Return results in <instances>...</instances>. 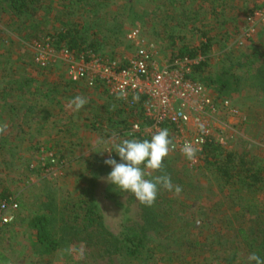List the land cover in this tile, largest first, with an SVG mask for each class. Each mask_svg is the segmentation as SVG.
Listing matches in <instances>:
<instances>
[{
    "label": "rangeland",
    "instance_id": "obj_1",
    "mask_svg": "<svg viewBox=\"0 0 264 264\" xmlns=\"http://www.w3.org/2000/svg\"><path fill=\"white\" fill-rule=\"evenodd\" d=\"M181 1V4L186 1L187 11L193 15L187 27L177 28L183 38L178 40V44L183 41L198 43L203 31L217 39L214 51L209 54L207 70L202 75L210 78L195 81L203 86L200 100H209L217 108V111H209L203 116L211 124V137L228 150L256 155L264 164V91L258 86L261 84L254 86L255 82L248 79L247 73L236 67L233 68L235 73L243 77L237 91L223 95L218 92V85L211 82L248 51L251 37L254 36V40L264 37V0H226L225 9L216 5L219 0H213L214 6L212 0ZM44 2L45 7L33 20H18L14 26L10 21L12 16L9 18L7 11L2 10L5 4H0V88L18 79L14 85L16 90H20L14 93L7 90L4 99L0 98V123L9 125L7 132L0 135V189L6 188L11 192V198L20 202L15 222L0 226V252L9 258V264H120L116 256L97 254L92 248L95 247L93 240L85 235L87 230L83 234L76 232L85 229L82 219H73L81 198L88 200L94 197L103 220L114 233L127 232V227L137 232L141 230L139 227H150L144 222L141 203L137 199L129 201L125 192L117 198L108 197L106 188L110 192L117 190L107 182L108 174L97 176L95 193L90 191L86 195L93 176L88 169V161L97 154L118 157L114 145L127 136L110 130L118 126L111 127L113 121L108 126L107 120H102L104 125L96 124V128L93 124L95 116L103 119L116 113L125 117L127 112L117 113L125 108V103L129 108L137 106L131 107L127 101L118 104L105 91L90 88L84 81H72L70 71L76 63H82V57L96 56L122 62L134 58L140 47L131 36L137 30L136 38L139 35L142 45L152 51L155 55L153 60L163 66L168 65L172 61V46L170 40H164L163 21L168 19V13H180L179 4L174 5L169 0ZM172 3L173 6L170 5ZM62 21H84L94 26L102 43L98 51L74 49L70 51L73 58L62 54L69 48L64 44L58 45L57 39L52 38ZM119 26H122L121 31L110 33L109 29ZM159 32L163 37L157 36ZM191 73L192 69L188 74ZM77 95L88 100L78 112L67 106ZM216 97L224 99L223 106L228 102L238 113L234 110L223 112L221 107H217ZM110 104L115 105L114 110ZM18 107L20 121L33 112L31 109L36 113L30 124L39 127L33 134V126L29 123L9 121L12 109ZM196 115L193 113L190 118V126ZM163 128L169 130L175 143L176 132L169 125L145 127L142 131L154 134ZM186 134L192 136L189 130ZM21 135L25 138L21 139ZM201 156L198 154L193 163L181 151L175 150L164 161L165 171L174 185L182 187V192L177 196L161 188L158 193L154 208L161 224L155 229L150 227L152 237L148 241L155 251L153 264H230L229 259L235 253L248 261V246L238 237L239 230L252 231L258 215L264 216L260 210L264 206V197L261 193L235 192L229 186L224 191L220 190L219 179L199 166L202 165ZM160 174L156 172L152 176ZM2 202L0 200V204ZM51 209L58 213L51 212ZM170 209L172 215L168 216ZM59 211L65 213L69 222L75 221L72 226L67 227L61 222L66 218L62 219ZM47 215H54L51 216V228L55 239L60 241L58 247H61L51 258L37 251L38 230L32 224L35 219ZM83 237L85 240L81 239ZM236 247H239L238 254ZM0 264L4 263L0 261ZM232 264H236V259Z\"/></svg>",
    "mask_w": 264,
    "mask_h": 264
},
{
    "label": "trees",
    "instance_id": "obj_2",
    "mask_svg": "<svg viewBox=\"0 0 264 264\" xmlns=\"http://www.w3.org/2000/svg\"><path fill=\"white\" fill-rule=\"evenodd\" d=\"M169 1H172L174 5H176V3L179 4L178 6L180 9V13H168L169 15L167 16V20H170V22L168 23L165 18L166 21H163L164 33L159 32L157 33V36L163 37L162 34H164L166 38H164V40L171 41L170 46H172V61L184 58L195 60L198 57H202V60H200L199 63H196L192 66V73L190 75L188 74L187 78H190L193 81H196L198 79L201 81L208 80V78L210 77H203L202 75L207 70L209 54L210 52L214 51V45L217 43V39H215L213 36H210L208 32L203 31V37L199 40L198 43L190 44L187 41H183L182 43L178 44V40L183 39L181 37V31L178 30L187 27V25L191 23L192 19L190 16L193 15V13H188L186 1H183L184 4H181V0ZM173 3L170 5L173 6ZM0 4H5L3 5L4 7H2V10L7 11V13L10 15L9 18L12 16V19H10V21L12 20L11 24L13 26L16 22H19L18 20H22L24 22L33 20L32 18L40 13L39 11L45 7L44 0H0ZM211 4L213 6L215 5L213 0L211 1ZM226 4V0H219V3L216 5H219L220 7L225 9ZM189 10L192 12V9ZM215 12L213 11V13ZM215 18L218 19L217 14L215 15ZM168 27H170V30ZM55 30L56 31L52 35V38L57 39L58 45L64 44V46H67L71 50L79 49L82 51L85 49H92L94 51H98L100 45L102 44L100 39L98 38L99 31L94 26H90L84 21L80 23L62 21L61 27L55 28ZM121 30L122 26L109 29L111 34H116ZM237 32L239 33V31ZM253 37L249 39L251 45L248 46V51L243 52L241 56L237 58V63L226 67L221 75H218L216 79L211 81L214 84L218 85L217 89L219 93L225 95L224 93H231L232 91H237L239 89H237V87L239 86V83L243 77L235 73V71L233 70V68L235 67L238 70H244V72L247 73L246 76L248 77V79H251L255 82L253 83L254 86L261 84L258 86L262 91H264V37H260L255 40ZM200 74L201 76L199 77ZM17 81L18 79L11 80L8 82L7 87L3 89L0 88L1 99H4L5 92H7V90L11 93L20 91L15 89L14 82ZM110 98H114V101L118 102V104L123 103L121 99H118L116 97L110 96ZM218 99H220V101ZM223 100L224 99H222L221 97H216L215 100L222 109H224V106H222ZM113 105L114 104H110V108H112ZM11 107H16V105H11ZM127 107L128 105L127 103H125V108L117 112L121 114L127 112L128 114L125 115V117H121L116 113H111L102 119V116L96 115V120L93 123L94 126L96 128V124L102 126L104 125L103 122H105L106 120L107 124H109L108 126H110V121H113L114 124L111 125V127H114V125L116 124L118 126L109 129L112 131H117L120 134H126L127 136L122 140H150L153 134L142 131V129H144L145 127H150L152 125V121L144 115L142 101L137 103V107L135 108ZM107 108L109 107L107 106ZM110 108L108 110L112 111V109ZM13 110H19V107L14 108ZM31 111L33 112H30L27 117L22 120V122L20 121L17 124H26L25 122L27 121L31 122V120L34 119V116L36 115L33 109H31ZM115 116H120V118H114ZM135 122L140 125L141 131H132V127ZM29 125L34 126L30 123ZM167 125L169 124H164L162 125V127H165ZM24 138L25 136L21 135V139ZM199 154L202 155V165L199 166H201V168L203 169L208 170L209 173L213 174L219 179L221 186L220 190L224 191V189L229 186L228 188H230L231 190L235 189V192L246 191V193L248 194H251V192L261 193L264 197V164L261 163L259 157H257L256 155L250 154L247 151H243L241 153L237 150H228L223 145L216 142L214 137L207 140V142L203 146L202 151ZM109 158H113L116 159L117 162H121L119 156L114 158L112 156H108V154H97L88 161V169L93 176L89 180L90 186L89 191L86 192V195H88L90 191L92 193H95V178L97 176L105 173L109 174L112 171L111 166L105 164V160ZM46 167L48 168V166H45V168ZM147 178L150 179V177ZM110 187L113 189L115 186L111 185ZM106 190L107 191H105V193H108V197L117 198L118 196H123L120 195L121 193H123V191H121L119 188H117L115 192H110L107 188ZM228 195L229 197H231V193H229ZM11 197V192L9 190L4 187L0 189L1 201L8 203L12 199ZM127 198L129 201H133L136 199L130 193H128ZM18 205L20 206L19 201ZM73 205L75 206L76 204ZM77 206V215L73 220L79 221L80 219H82L81 221L83 222L85 229H82L83 232L80 229L76 231L74 227L72 229H74L77 234H83L85 230H87L85 235L91 237V240H93L92 243L95 247L92 248L95 250V252H97V254L99 253L103 257V253H105L108 256H111V258L116 256L120 264H153L155 251H153L152 247L148 245V241L151 240L152 237L149 234V231L150 227L152 229H155L156 226L161 224V221L159 220L160 216L157 214L156 208H154L155 205H153L152 207H147L141 204L140 207L144 222L146 224L148 223L150 227H139L141 228V230L138 232L133 228L127 227V232L117 234L114 233L113 230H110L108 224L103 220L101 211L100 209H98L96 198L90 197V199L88 200H84L81 198L80 202L77 203ZM169 208L171 207L169 206ZM250 210H257V208L251 207ZM260 210L264 212V206L260 207ZM51 212L58 213L56 209H51ZM168 212L169 214L166 213L168 216L172 215L170 214L171 209ZM59 214H61L62 219L66 218L63 221L59 219V221H61L67 227L72 226V224L75 222H69L65 213L59 211ZM51 216H41L32 222V224H34V227L38 230L37 244L39 247H36V249L40 254L48 258L53 257L55 253L59 252L61 249V247H58L60 241H58V239H55L54 232L51 228V221L53 220V217ZM255 223L256 225L252 231H247L245 228H241L239 230L238 237L242 242H244L245 246H248L246 248L248 249L250 254L256 253L262 259H264V216L258 215ZM81 239L85 240V237ZM238 249L239 247L235 248L237 254ZM235 259L236 264H249L247 260L240 259L239 255H236V253L234 254V257L229 259V263H234ZM0 261L4 264H9L10 262L9 258L2 252H0Z\"/></svg>",
    "mask_w": 264,
    "mask_h": 264
},
{
    "label": "built area",
    "instance_id": "obj_3",
    "mask_svg": "<svg viewBox=\"0 0 264 264\" xmlns=\"http://www.w3.org/2000/svg\"><path fill=\"white\" fill-rule=\"evenodd\" d=\"M137 34H139L138 30L131 36L140 47L134 58L122 62L96 56L88 59L82 57V63H76L70 71L71 80L84 81L90 88H98L116 98L123 90L127 93V98L121 100L127 101L131 107L137 106V103L142 101L144 115L152 121L150 127H162L164 124H169L176 132L175 150L181 151L185 142H192L200 149L198 155L207 140L212 138L211 124L209 120H204L203 116L209 111H217L215 104H210L209 100L207 102L200 100L199 93L203 90L201 83L186 78L193 64L199 63L202 57L195 60L176 59L163 66L153 60L155 55L142 45L143 41L140 40L139 35L138 39L136 38ZM70 51L71 49L63 51L62 54L73 58ZM134 96L139 97L137 102L133 101ZM224 103L222 102V106ZM226 104L224 109H221L223 112L234 110L238 113L237 109H232L231 105ZM217 107L221 106L217 105ZM193 113L197 115L190 126ZM187 130L192 136L189 137L186 134ZM132 131H141L140 125L134 124ZM52 161H54L53 158ZM18 206L13 199L8 203L3 201L0 204V226L15 222Z\"/></svg>",
    "mask_w": 264,
    "mask_h": 264
},
{
    "label": "clouds",
    "instance_id": "obj_4",
    "mask_svg": "<svg viewBox=\"0 0 264 264\" xmlns=\"http://www.w3.org/2000/svg\"><path fill=\"white\" fill-rule=\"evenodd\" d=\"M117 98L126 99L127 93L121 90ZM138 99V96L133 97L134 102H137ZM87 103V98L77 95L69 101L67 106L78 112ZM112 109H115V105L112 106ZM8 128L9 125L6 122L0 123V135L5 134ZM176 147L177 145L170 138L167 128L157 129L150 140L124 139L114 145V152L118 154L121 162H117L113 158L105 160V164L112 168L106 180L121 191L132 194L139 203L147 207H152L155 204L161 188L179 196L182 187L172 183L171 176L165 171L164 163ZM180 150L186 159L193 163L196 162L197 153L200 151L192 142H185ZM97 153L103 154L104 152ZM156 172L161 174L152 176V173ZM149 176L152 178H147ZM247 259L249 264H253V262L254 264H264V259L256 253H251Z\"/></svg>",
    "mask_w": 264,
    "mask_h": 264
},
{
    "label": "crops",
    "instance_id": "obj_5",
    "mask_svg": "<svg viewBox=\"0 0 264 264\" xmlns=\"http://www.w3.org/2000/svg\"><path fill=\"white\" fill-rule=\"evenodd\" d=\"M27 117V116H26ZM24 118H21V122H22V120H23ZM9 121H11V122H13V123H18V122H20V116L18 115V110H16V111H14L13 109H12V113H11V118H9ZM25 123H33L32 121L31 122H25ZM36 127H39L38 125H36ZM36 127H34L33 126V130H32V134L34 133V132H36L38 129H36Z\"/></svg>",
    "mask_w": 264,
    "mask_h": 264
}]
</instances>
